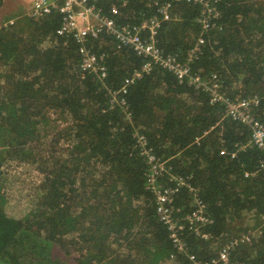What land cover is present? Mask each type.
I'll list each match as a JSON object with an SVG mask.
<instances>
[{"label":"trees","instance_id":"16d2710c","mask_svg":"<svg viewBox=\"0 0 264 264\" xmlns=\"http://www.w3.org/2000/svg\"><path fill=\"white\" fill-rule=\"evenodd\" d=\"M159 1L172 5L156 36L162 51L185 61L198 45L192 71L228 99L258 101L252 111L264 123V0H217L208 29L198 22L200 4ZM96 7L118 25L156 12L153 0ZM61 17L52 9L0 23V264H191L189 254L210 258L230 238L261 227L264 151L250 142L249 127L154 63L130 84L125 105L111 103L110 90L146 59L116 50L106 33L82 43L59 35ZM82 45L106 66L104 78L81 69ZM49 113L62 125L51 131L52 154L39 155L32 143L47 130ZM13 160L42 175L35 206L21 218L7 214L1 193L2 167ZM159 193L183 225L186 253L160 220ZM197 201L209 220L194 224L200 234L187 219ZM231 261L264 264V231L234 247Z\"/></svg>","mask_w":264,"mask_h":264},{"label":"built area","instance_id":"2783aa9c","mask_svg":"<svg viewBox=\"0 0 264 264\" xmlns=\"http://www.w3.org/2000/svg\"><path fill=\"white\" fill-rule=\"evenodd\" d=\"M100 1L102 0H31V6L26 15L37 19L49 13L52 9H56L62 16L60 25L56 30L57 34L71 36L77 42L82 43L90 38H98L101 34L106 33L115 39L116 50L131 48L137 56L146 59L141 71L136 70L131 76L125 77L118 90H110L111 103L117 102L120 105H125L124 95L127 93L128 87L133 83L134 79L141 77L143 72H149L153 63L159 64L176 75L180 81L187 78L196 88H200L209 94L212 102L225 104V116H229L232 120L248 126L251 136L250 142L264 151V123L252 111L253 105H257L258 101L239 99V97L228 99L217 92L216 84L210 85L209 82H204L198 73L193 72L190 63L193 61L196 52L199 51L198 45H195L193 49L187 52L185 61L178 60L173 54H165L157 45L156 36L162 22L171 19L172 5L170 1L153 0V5L156 7L154 14L149 16L142 15L139 22L122 25H118L115 18L101 13V9L96 7V3ZM119 1L125 4L128 0ZM183 1L200 4L201 15L198 18V22L202 24L203 28L208 29L210 26H215V23L210 24V19L217 15L214 4L217 0ZM201 42H203V39L200 36L197 39V43ZM79 53L81 56L80 67L83 71L97 72L101 78L106 76V66L91 48L82 45L79 47ZM138 141L141 144L145 143L143 136H139ZM150 158L153 159V156H150ZM157 198L160 201L157 208L160 220L169 228L170 238L176 246V250L179 253H186L187 247L186 243H183L182 237L184 231L183 225H177L173 221L170 208L165 206L167 196L159 193ZM196 203V210L187 216L189 229L194 227L196 222L203 225L209 221L202 215L203 205L201 202L197 201ZM261 222V227L257 230L230 238L228 242L218 248L215 256L199 259L189 254L188 259L190 263L232 264V249L240 244L251 243L264 231V213L261 216ZM193 229L197 234H200L201 231H199L198 226H195ZM256 234L257 236H255ZM203 236L206 237L205 234Z\"/></svg>","mask_w":264,"mask_h":264},{"label":"rangeland","instance_id":"374dc122","mask_svg":"<svg viewBox=\"0 0 264 264\" xmlns=\"http://www.w3.org/2000/svg\"><path fill=\"white\" fill-rule=\"evenodd\" d=\"M30 1L4 0V13L20 16L30 8ZM5 16L7 15L1 14L0 19ZM47 124V130L42 131L39 140L32 143V145L38 147L39 155L52 154L49 151L51 148L49 146L50 141L54 136L51 131L62 125V123L57 122L55 115L50 113ZM41 180L42 175L33 164L13 160L2 167L1 193L6 201L4 209L8 215L21 218L34 208Z\"/></svg>","mask_w":264,"mask_h":264},{"label":"crops","instance_id":"0c3cea01","mask_svg":"<svg viewBox=\"0 0 264 264\" xmlns=\"http://www.w3.org/2000/svg\"><path fill=\"white\" fill-rule=\"evenodd\" d=\"M30 3H31V1H30ZM3 5H4V3H3ZM3 5L0 7V17H1V14L7 15V16H12V15H8V14L4 13L5 7H4ZM30 6H31V4H30ZM27 11H28V9L26 10V12H27ZM26 12H25V14H26ZM5 17H6V16H5ZM5 17H4V18H5ZM4 18H3V19H4ZM3 19H0V23H1V21H3ZM261 235H262V234H260L259 236H257V237L254 239V241H256ZM254 241H253V242H254Z\"/></svg>","mask_w":264,"mask_h":264}]
</instances>
